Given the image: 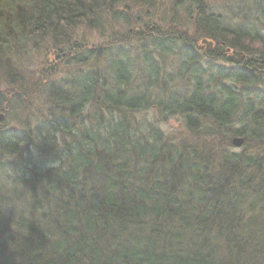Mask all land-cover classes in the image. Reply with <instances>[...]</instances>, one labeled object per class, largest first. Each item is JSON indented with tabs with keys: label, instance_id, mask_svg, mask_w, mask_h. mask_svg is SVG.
<instances>
[{
	"label": "trees",
	"instance_id": "trees-1",
	"mask_svg": "<svg viewBox=\"0 0 264 264\" xmlns=\"http://www.w3.org/2000/svg\"><path fill=\"white\" fill-rule=\"evenodd\" d=\"M192 1L200 7L198 0H170L169 24L179 25L173 17L181 13L173 6ZM154 2L0 0V100L9 85L16 92L24 88L13 58L25 63L20 56L42 47L47 34L100 29L109 18L131 30L111 35L110 51L81 52L68 43L62 58L68 65L90 64L102 55L104 68L74 72L59 88L34 84L47 103L39 125L0 133V264H264V153L175 142L156 125L177 116L189 131L259 142L264 103L251 94L264 87V77L232 64L224 91L204 86L202 73L185 65L167 72L170 48L177 44L187 65L196 48L184 32L176 39L157 37L155 25H129L130 7L154 8ZM198 10L200 17L191 21L215 52L226 40L252 62L257 60L248 55L260 47L264 59L260 34L228 28ZM186 12L188 21L191 10ZM131 36L135 54L132 47L123 51ZM185 72L188 90H172V79ZM10 96L0 103L5 116L9 103L18 102ZM149 111L155 121L147 120ZM236 121L240 126L232 127Z\"/></svg>",
	"mask_w": 264,
	"mask_h": 264
},
{
	"label": "rangeland",
	"instance_id": "rangeland-1",
	"mask_svg": "<svg viewBox=\"0 0 264 264\" xmlns=\"http://www.w3.org/2000/svg\"><path fill=\"white\" fill-rule=\"evenodd\" d=\"M153 1V0H152ZM154 8L148 6H136L134 8L130 7L128 17L133 18L132 22L129 25L132 28L139 27L135 24L136 21H141L142 24H150L155 25L158 28L157 34H154L157 37L169 35L172 38L176 39L181 34L186 33L188 38L186 39V43L190 47H195L196 52H194L195 57L192 60H189V65L185 64V59L183 58V54L179 51L177 44L174 47L170 48L173 50L171 53H167V56L164 59V68L168 72H174L179 69V66L185 65L189 72H196L201 74V82L204 86H208L209 88H215L226 91V88L230 85L227 78H223L224 74L228 73L232 63L227 62L226 58L229 56H236V49L229 48L227 45L230 44V41H222L223 49L219 52H215L214 49H211L213 43L210 42L204 35L198 30L196 26L195 19L200 17V10L204 9L205 14H213L218 16L221 23L228 28H237L244 29L251 33L260 34V36L264 39V0H198L200 7L197 8L196 1H192V3H183L179 6H173L176 9V12L180 11V15H175L173 19H177L179 25L169 24L171 16H173L172 7L170 6V0H154ZM151 2V1H150ZM172 2V1H171ZM149 5V4H148ZM191 10L189 16H191L188 21L185 19L186 10ZM115 11V10H114ZM175 14V13H174ZM182 16V18L180 17ZM179 17V18H178ZM171 19V21H173ZM136 20V21H134ZM193 22H192V21ZM103 22V21H102ZM128 26V25H126ZM177 26V27H176ZM153 27V26H152ZM184 32V33H183ZM122 33L131 34V30L126 29L123 25L119 23H111V19L109 18V22L100 29L93 28H84L83 26H79L78 28L71 31L66 29L63 33H60L58 37L53 38L49 34H47V38L44 40L42 47L38 46V50H35L30 55L22 54L21 59L25 62L20 65L19 61L13 58L14 61L11 62L13 71L17 74V76L21 78V80H17L18 84H22L24 88H21L19 92H16L17 86L9 85L8 90L4 91L2 95V100H8L11 96L15 95L17 101H13L9 106L8 113L1 122L0 125V133L8 134L10 132H21L23 129L32 128L33 126L39 125L42 119V115L46 112L47 103L42 100L41 95L37 94L38 90L33 89L32 86L34 84H42V86L50 85L55 88H59L60 86L66 85L72 79V74L79 70L83 72L88 68L93 69H102L105 66L106 58L100 57L102 55H94L92 59H98L94 62H87L77 65H68L66 58L62 60L65 56V52H67L68 43H77L80 45V51H85L88 48L92 49H102L104 51H110L111 47L108 46L111 35L114 37L122 36ZM52 34V33H51ZM189 37L192 39L189 41ZM262 40V39H260ZM55 41H58L57 44ZM133 41V42H132ZM205 43H210L211 46H207ZM125 50L124 52H129V49L132 47L133 54L136 50L135 39L132 38L127 43H124ZM59 45L58 49L54 50ZM253 52H250L254 59L260 60V47H253ZM54 50V51H52ZM146 50H151V53H154L155 50L153 47L148 46ZM228 50V51H227ZM240 51V50H238ZM208 52H214L213 55H210ZM55 53V55H54ZM61 54V55H60ZM64 54V55H63ZM247 54V52H246ZM58 56V57H57ZM68 57H76L75 54H68ZM61 60L58 61L57 58ZM188 60V59H187ZM177 61H180L178 63ZM171 64V66H170ZM50 69L45 73L46 75H42L40 72L43 70ZM252 69V68H251ZM260 71H264V67L259 69ZM109 74L106 71V76ZM261 77H264V73H260ZM46 77V79H44ZM183 77V78H182ZM179 79H172L170 82L172 86V90L183 91L188 90L186 86L189 81H187L188 72H185L183 76ZM189 78V77H188ZM44 79V80H43ZM190 79V78H189ZM27 84L25 85V83ZM37 82V83H36ZM38 87V86H37ZM260 92L251 94L252 101L255 103L261 102L264 103V87H258ZM46 90V88H44ZM43 89V91H45ZM243 89H241L242 91ZM15 91V92H12ZM245 97L246 91H242ZM253 92V91H252ZM10 96V97H9ZM22 98V99H21ZM1 113V112H0ZM147 120L155 121V112L149 111L146 115ZM183 120L177 116H170L165 118V121L162 123L161 121H156V125L160 130L168 134V136H172L175 139V142H193L195 145L200 146L199 141L202 143H206V148L209 150V145L215 147H228L230 152L242 153L243 149L251 155L261 156L264 153V139L258 141H254L252 139L244 140V143L241 147L235 148L231 144V140L225 141L227 138L223 137H215L209 136L202 131H189L183 124ZM235 124L232 126L235 128L240 126L238 121L234 122ZM231 138V136H230ZM243 138V137H239ZM255 139V138H254ZM199 140V141H198ZM228 145L230 146H227ZM203 148V147H202ZM206 151L205 149H203ZM220 152H217V155L220 156ZM3 162H6L3 159ZM48 169V167L46 168Z\"/></svg>",
	"mask_w": 264,
	"mask_h": 264
},
{
	"label": "water",
	"instance_id": "water-1",
	"mask_svg": "<svg viewBox=\"0 0 264 264\" xmlns=\"http://www.w3.org/2000/svg\"><path fill=\"white\" fill-rule=\"evenodd\" d=\"M206 44V43H205ZM208 45H210V43H207ZM228 51V50H227ZM241 57L239 56L238 58H233L232 56L227 57V61L229 62H234L235 64H238L240 61ZM249 62V58H245V60L243 61V66H245L247 63ZM4 119V114L0 113V125L2 120ZM244 143V139L243 138H239V137H234L231 140V144L233 147L235 148H239L243 145Z\"/></svg>",
	"mask_w": 264,
	"mask_h": 264
},
{
	"label": "flooded vegetation",
	"instance_id": "flooded-vegetation-1",
	"mask_svg": "<svg viewBox=\"0 0 264 264\" xmlns=\"http://www.w3.org/2000/svg\"><path fill=\"white\" fill-rule=\"evenodd\" d=\"M237 56H239V55H237ZM243 61H244V58L241 57L238 65L239 66L243 65ZM261 67H264V59L252 62L251 58H249V62L245 66H243V68L249 69L251 72L264 73V71L259 70Z\"/></svg>",
	"mask_w": 264,
	"mask_h": 264
}]
</instances>
